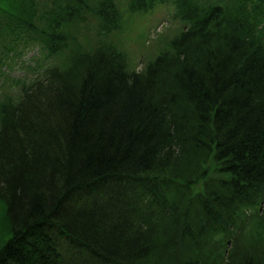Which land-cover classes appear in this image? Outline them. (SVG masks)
<instances>
[{"label":"trees","instance_id":"1","mask_svg":"<svg viewBox=\"0 0 264 264\" xmlns=\"http://www.w3.org/2000/svg\"><path fill=\"white\" fill-rule=\"evenodd\" d=\"M165 1L183 25L135 70L114 0H0V64L64 56L0 102V264H264V0L130 6Z\"/></svg>","mask_w":264,"mask_h":264},{"label":"rangeland","instance_id":"2","mask_svg":"<svg viewBox=\"0 0 264 264\" xmlns=\"http://www.w3.org/2000/svg\"><path fill=\"white\" fill-rule=\"evenodd\" d=\"M84 4L92 6L97 5V0H82ZM37 10L39 14L43 12V9L48 10L51 8L54 0H36ZM124 14L125 27L123 32L117 33L116 43L113 33L110 34V38L114 43L121 48L127 54L128 63L135 70H141L145 67L146 63L154 58L159 51H162L167 47L166 41H164L163 34L168 26L176 28L178 32V26H182L183 22L177 15L178 8L173 2L158 3L156 7L149 12L136 13L131 10L130 0H114ZM143 13V14H142ZM87 17L81 20H72L68 25L72 34L78 39L76 42L83 44L85 49H96L98 38L97 26L101 21H98V17L94 16L91 11L87 10ZM0 19L3 21V25L8 23L10 18L4 13L0 12ZM1 22V21H0ZM151 34V40L149 44H145L148 41V37ZM86 45V46H85ZM91 53V51H90ZM58 56L54 61L51 58H43V54L39 50V47H35L32 50H28L19 58H14L9 66L10 59L7 58V65L4 66L3 62L0 64V102L16 103L21 99L24 92L22 89L25 84L28 85L33 82L39 73L41 74V80H46V71L50 68L51 64L55 67L61 66L64 61V56ZM0 60H3L0 58ZM40 62L39 69H29V67H35ZM60 68V67H59ZM58 68V69H59ZM1 108V104H0ZM3 222L0 221V234L4 230ZM12 231L9 229L4 236H1V241L6 244L12 237Z\"/></svg>","mask_w":264,"mask_h":264}]
</instances>
